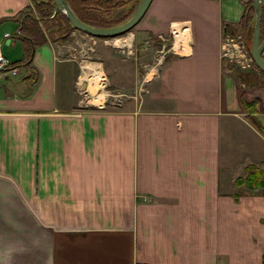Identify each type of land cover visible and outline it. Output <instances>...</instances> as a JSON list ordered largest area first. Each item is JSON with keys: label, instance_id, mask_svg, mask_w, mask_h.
<instances>
[{"label": "crops", "instance_id": "0c3cea01", "mask_svg": "<svg viewBox=\"0 0 264 264\" xmlns=\"http://www.w3.org/2000/svg\"><path fill=\"white\" fill-rule=\"evenodd\" d=\"M245 2L151 0L138 36L174 30L181 48L127 96L72 42L25 62L15 15L30 0H0L16 68L0 78V264H261L264 189L235 201L234 179L264 163L249 122L264 131V73L219 56ZM100 78L112 98L96 105L85 98Z\"/></svg>", "mask_w": 264, "mask_h": 264}, {"label": "rangeland", "instance_id": "374dc122", "mask_svg": "<svg viewBox=\"0 0 264 264\" xmlns=\"http://www.w3.org/2000/svg\"><path fill=\"white\" fill-rule=\"evenodd\" d=\"M28 6H31V0ZM224 7H226V5ZM250 8H252V12ZM227 9L229 10V12H232L235 15V17H237L240 12V7L237 5L236 2H233L232 4H230ZM244 9L246 13L249 12V16H250L248 27L246 26L247 24L246 23L247 19H246L245 26L241 25L239 27H236L234 33L224 31L223 35H221V38H220L219 50H220L221 44L224 41V39L227 37H230V38H233V40L239 47H241V42H243L246 50L248 51L249 46H250V39L252 36L251 28H253V21H254V11L252 7V0H247V2L244 3ZM120 11L121 9L118 10L115 14H119ZM55 12L56 11L53 10V14ZM141 21H142V17L138 20L137 23L139 24ZM262 21H263L262 27H261L262 33L260 34V41L262 40L264 36V17L263 16H262ZM136 24L128 31L122 34L116 35V36L108 37V38L107 37L106 38L94 37V36L85 34L83 32H80L76 29H73V30L66 29L65 34L60 35V37H58L57 40H55L54 42L57 44L72 42L77 46V48L84 49L85 50L84 54L89 56V58H91L92 61H98L96 57H101V59L103 60L104 66L106 68V72L104 73L105 82H107L106 88L108 90H113L114 85L122 86L123 87L121 89L122 94H126L127 96H130V95L136 96L138 95V92L136 93L134 90L137 88L138 91L143 92L144 85L147 82V80H150L154 76V74L156 73V69H158L161 66V64L163 63V60L167 58L169 55L171 56V54L163 53V51H161V46L158 44V42L154 41L156 39L152 40L153 38L151 35L148 34L147 36H142V37L138 36L137 34L138 30L135 27ZM43 27L45 28V26L41 24V29L43 32H45V29ZM71 31L73 32V35H70ZM15 34H19V28L15 32ZM64 37L65 39H62ZM90 41L96 42V43L93 44ZM88 43H90L91 45H89ZM115 43H124L126 45L124 47H117ZM87 48L89 50H86ZM248 54H249V51H248ZM248 54L245 55L244 57L246 59L245 62L249 61V59H251L252 61L250 54L249 55ZM220 58L226 60L225 57L220 56ZM235 58H237L236 62L230 61V60L229 61L226 60V61L232 66L241 64V61H240L241 59L239 58V54H237ZM232 63H234L235 65ZM249 67H250V63L248 66H246L245 68L243 67V68L247 71L254 70V69L259 70L255 65L251 66L250 68ZM112 71H113L114 77H113V74L111 73ZM107 75H110L112 79H109ZM106 76H107V81H106ZM101 78L99 80H101ZM88 85L90 88L88 89L89 95L87 96L89 97H86L85 100L91 99L90 102L92 103L94 102V104L97 103L96 105H98L99 99L97 98L103 97L104 100L106 101H110V99L112 98V95H110V92L107 89H105V83L101 84V83L95 82L93 85L91 83H89ZM104 90H107L108 92H105ZM86 93L87 92H85V94ZM103 93H106V94L104 95ZM253 121L254 120H250L249 122L252 124ZM252 126L254 127L253 124ZM250 137H251V133H248V136L244 137V139L247 140ZM248 155H253V154L250 153ZM236 156L240 157V154H236ZM259 162L260 161H256L254 163H256V165H258L259 167L264 168V163H259ZM254 163H248V164H254ZM243 165L239 168V171L237 170L238 172L236 171L238 173V176L243 175V170H244ZM243 190L246 191L244 188L238 189L237 191H243ZM255 191L257 190H254L253 192Z\"/></svg>", "mask_w": 264, "mask_h": 264}, {"label": "trees", "instance_id": "16d2710c", "mask_svg": "<svg viewBox=\"0 0 264 264\" xmlns=\"http://www.w3.org/2000/svg\"><path fill=\"white\" fill-rule=\"evenodd\" d=\"M65 1L80 21L97 28H107L122 23L130 16L139 2V0ZM120 9V13L115 14ZM53 10L54 3L52 0H31V6H26L15 15L18 20L19 38L23 45V59L25 62L29 61L35 46L47 41H55L60 35L65 34L66 29H74L61 12L56 11L53 14ZM250 10L252 12V8ZM262 16L264 17L263 10L260 18V34L262 33ZM245 20L248 27L250 16L249 12L246 13L244 9L238 26H245ZM41 24L45 26V28L43 27L45 32L42 31ZM252 30L253 28H251V33ZM65 37L62 39H65ZM239 78L246 83L250 77L249 75H239ZM251 120H254L252 124L264 134L255 119L251 118ZM234 184L236 188H244L249 193H254V190L264 189V170L254 164H247L244 166L243 175L235 177ZM241 193L242 191L235 193L234 199L236 200ZM261 264H264V252L261 254Z\"/></svg>", "mask_w": 264, "mask_h": 264}, {"label": "water", "instance_id": "95a60500", "mask_svg": "<svg viewBox=\"0 0 264 264\" xmlns=\"http://www.w3.org/2000/svg\"><path fill=\"white\" fill-rule=\"evenodd\" d=\"M52 1L54 3V10L61 12L74 29L94 37L108 38L122 34L131 29L141 18L151 0H139L136 8L127 19L120 24L107 28L93 27L80 21L69 8L65 0ZM252 7L254 11V21L249 54L254 65L264 73V59L261 56V52L264 48V36L260 41V18L262 10L264 11V0H252Z\"/></svg>", "mask_w": 264, "mask_h": 264}, {"label": "built area", "instance_id": "2783aa9c", "mask_svg": "<svg viewBox=\"0 0 264 264\" xmlns=\"http://www.w3.org/2000/svg\"><path fill=\"white\" fill-rule=\"evenodd\" d=\"M170 35H171L170 37H164V36L158 35L157 36V40L159 41L158 44L161 46V51H163V53H169V54L174 53L175 54V49H180L181 46L177 45V47H174V41H175V38H176L174 30H170ZM2 36L3 37H9L10 34L6 32ZM115 45L117 47H124L126 44H124V43H115ZM159 50H160V48H159ZM237 54H239V58L241 59L240 60L241 64L235 65L234 63H232L236 67H238V68L240 67V68L244 69L246 66L249 65V63H250V67L254 66L253 62L251 61V59H249V61L245 62L246 59L244 57H245V55L248 54V51L246 50L245 45H244L243 42H241V47H239L235 43L233 38H230V37L225 38L224 41L221 44V47H220V50H219V55L221 57H225L227 61L230 60V61H235L236 62L237 58H235V57H236ZM9 63L10 62L7 60V58L2 53V49H1V45H0V78L3 77L5 72H10L11 74H14L16 72V68L14 66H10ZM99 81H101V80H99ZM98 83H100V82H98Z\"/></svg>", "mask_w": 264, "mask_h": 264}, {"label": "bare ground", "instance_id": "6f19581e", "mask_svg": "<svg viewBox=\"0 0 264 264\" xmlns=\"http://www.w3.org/2000/svg\"><path fill=\"white\" fill-rule=\"evenodd\" d=\"M162 36V35H161Z\"/></svg>", "mask_w": 264, "mask_h": 264}]
</instances>
